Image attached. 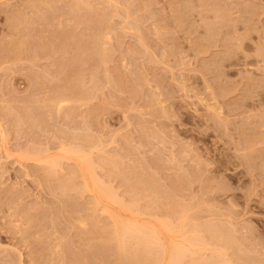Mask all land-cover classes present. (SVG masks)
I'll use <instances>...</instances> for the list:
<instances>
[{"label": "rangeland", "instance_id": "rangeland-1", "mask_svg": "<svg viewBox=\"0 0 264 264\" xmlns=\"http://www.w3.org/2000/svg\"><path fill=\"white\" fill-rule=\"evenodd\" d=\"M107 211L264 264V0H0V264H156Z\"/></svg>", "mask_w": 264, "mask_h": 264}, {"label": "bare ground", "instance_id": "bare-ground-1", "mask_svg": "<svg viewBox=\"0 0 264 264\" xmlns=\"http://www.w3.org/2000/svg\"><path fill=\"white\" fill-rule=\"evenodd\" d=\"M67 99L69 100V97L64 96V95H60V96H56V98H53V101H52V102H53L54 106L57 108V110H59V109L61 110V108H63L64 105L67 104V103H65V102L68 101ZM65 150H66V148H65ZM68 150H69V151H68ZM68 150H66V151H64V152H66V153H67V151H68L69 153L71 152L72 155L75 154L74 152H76L77 150L80 151L79 149H77V150H76V149H73V150L68 149ZM74 150H75V151H74ZM78 151H77V152H78ZM72 152H73V153H72ZM77 152H76V153H77ZM68 155H69V154H68ZM77 155H80V153H78ZM81 155H82V154H81ZM81 155H80V156H81ZM80 156H79V158H80ZM85 156H86V155H85ZM85 156H83V157H85ZM74 157H75V156H74ZM83 157H82V162H81V161H80V162H77V163H76L77 166H75V167L79 170V171H78V172H79L78 174L80 175V177H79V178H80V181H79V183H80L79 186H80V187H79V186H77V187L81 188V190H82L83 193H84V192H91L92 199L90 198V200H91V203H90V204L95 205L96 203L99 202V199H100V198L102 199V197H100V193H99L98 188H97V187L99 186V185L97 186L98 181H96L95 178H94V179H90L89 176H88V174H92V173H88L89 168H90V165H91V164L88 162V159H87V161H86V158H88V157H85V158H83ZM40 158H41V157H40ZM74 159L76 160V158H74ZM80 159H81V158H80ZM83 159L85 160V163H86V169H85V167L83 166V162H84ZM89 159H90V158H89ZM37 160H40V159H37ZM75 160H74V162H76ZM52 161H54V162H51V163L49 162L50 165H51L52 163H53L52 165H55V164L57 163V162L55 163L56 160H53V159H52ZM78 161H79V160H78ZM89 161H90V160H89ZM87 162H88V164H87ZM54 163H55V164H54ZM85 163H84V165H85ZM86 170H87V171H86ZM90 172H91V171H90ZM79 175H78V176H79ZM92 176H93V174H92ZM94 177H95V176H94ZM99 183H100V182H99ZM79 188H77V189H79ZM100 188H101V187H100ZM81 190L79 189V191H81ZM100 190H101V189H100ZM104 190H105V189H104ZM104 200H105V199H104ZM107 201H108V200H107ZM121 201H122V200H121ZM101 202H103V201H101ZM134 202H135V201H133V203H134ZM120 203H121V202H120ZM122 203H123V202H122ZM101 204H102V203H101ZM97 205H98V204H97ZM103 205H104V204H103ZM103 205H102V206H103ZM106 205H107V204H106ZM110 205H111V204H110ZM122 205H123V204H122ZM133 205H134V204H133ZM124 206H125V205H124ZM90 207H92V206L90 205ZM109 207H110V206H109ZM126 207H127V206H126ZM132 207H133V206H132ZM100 208H101V207H100ZM127 208H128V207H127ZM127 208H126V209H127ZM129 208H130V207H129ZM137 208H138V206H137ZM130 209H131V208H130ZM130 209H129V210H130ZM138 209H139V208H138ZM140 210H141V209H140ZM133 211H134V210H133ZM135 211H136V210H135ZM135 211H134V212H135ZM107 212L109 213V217H111V219H112V221H113V223H112V222H110V223H112V228H113V226H114L115 231H118L119 229H121V228L124 226L126 229H129V230H128V233H126L125 231H127V230L123 227L124 230H125V231H123V232L126 233V234H124V235H127V236H128V235H130V234H129V232H130V233H133V234H134V237H137V236H138V239H137V238L135 239V240H138L137 242L135 241V245L139 242V243L137 244L138 246L136 245L138 248H135V250H138V251H135L133 254L130 255L129 253H127L128 250H126V246H124V247H125L124 249H122V248H116V249H119V250H118L119 252H120L121 250H122V251L126 250L127 252H126V251H124V252H126L127 255L129 254L130 256H133V255L135 254V255H134V258H136L135 256L138 255V254H136V252H138V253L141 255V253L144 254L145 252L147 253V252L149 251V253H147V255L150 256V252L152 251V250H150L151 248H150V247H146V248H150L148 251H147V249L142 250V248H145L146 245H145V243H144V245H145L144 247H142V245H140V242H141V244H143L141 239H144L145 237H144V238H141V237H143L144 235H147V238H148V239L146 238V239H145L146 241H147V240H148L149 242H150V240L152 241V242H150L149 244L154 243L153 245H156L157 248H158V247L160 248V249H159V252L156 251V252L158 253L157 256H156V254H155L156 258L153 257L154 261L157 262L156 264H160L161 259H162L163 256H164V253L167 255V252H168V251H170V252H171V250L174 251V249H172V247H171V250H168V251L166 250V248H168V247L164 245V244H165V243H164V240H165V239H164L163 242H162L161 237H160L161 233H160V230L157 229V227H155V226H151V225H150V226H147V225H146V226H143V225L136 226L137 223H136L135 220H134V221H135L134 223L131 222V221L127 223V222L125 221V223H127V224H125L124 221L122 222V220H121L122 224H124V225H121V226H120V225H119L120 223L118 224V222H116V221L113 219V216L111 215V212H109V211H107ZM138 212H139V211H138ZM138 212H137V214H138ZM141 213H142V212H141ZM140 215H141V214H140ZM142 215H144V214H142ZM146 215H147V214H146ZM123 217H125V216H123ZM107 218H108V217H107ZM131 219H132V218H131ZM131 219H130V220H131ZM108 220H109V219H108ZM109 221H110V220H109ZM118 221H119V220H118ZM163 222H164V220H163ZM135 223H136V225H134ZM146 223H147V221H146ZM146 223H145V224H146ZM113 224H114V225H113ZM142 224H144V223H142ZM145 224H144V225H145ZM166 224H167V222H166ZM166 224H165V225H166ZM168 224H170V223H168ZM138 225H139V224H138ZM165 225H164V226H165ZM157 226H159V225H157ZM167 226H168V225H167ZM168 227L170 228V225H169ZM161 228H165V227H161ZM161 228H160V229H161ZM104 229H106V228H104ZM122 230H123V229H122ZM130 230H132V231H130ZM172 230H173V229H171V231H172ZM110 231H111V230H110ZM119 231H120V230H119ZM123 232L121 233L122 235H123ZM134 232H135V233H134ZM161 232H162V231H161ZM163 232H164V230H163ZM163 232H162V233H163ZM159 233H160V234H159ZM113 234H114V233H113ZM118 234H120V232H119ZM133 234H132L131 236H133ZM135 234H136V236H135ZM164 234H165V232H164ZM164 234H163V235H164ZM124 235H123V236H124ZM163 235H162V237H163ZM118 237H119V236H118ZM121 237H122V236H120L119 238H121ZM124 237H125V236H124ZM139 237H140L141 239H140ZM122 238H123V237H122ZM122 238H121L120 240H122ZM164 238H165V237H164ZM199 238H201V237H199ZM123 239H124V238H123ZM139 239H140V240H139ZM162 239H163V238H162ZM166 239H167V238H166ZM171 240H172V239H171ZM197 240H198V239H197ZM197 240H196V241L194 240V242H197ZM117 241H118V240H117ZM143 241H144V240H143ZM165 241H166V240H165ZM172 241H173V240H172ZM172 241H171V245L173 244V246H174L175 244L172 243ZM122 242H124V240L121 241V244L125 245V244H124L125 242H124V243H122ZM201 242H202V241H201ZM118 243H119V242H118ZM118 243H117V244H118ZM147 243H148V242H147ZM163 243H164V244H163ZM199 243H200V241H199ZM149 244H147V246H149ZM166 244H167V243H166ZM119 245H120V244H119ZM139 245H140V246H139ZM151 245H152V244H151ZM168 245L170 246L169 241H168ZM176 245H178V244H176ZM176 245H175V246H176ZM192 245H193V244H192ZM117 246H118V245H117ZM120 246L123 247L122 245H120ZM164 246H165L166 248H164ZM175 246H174L173 248H176V249H175V252H176V250H177V253H175V252H174V253H175L176 255H177V254L179 255L180 253H183V255H184V251H185V249H183V251L181 250L182 252H179V250H180L179 245L176 246V247H175ZM118 247H119V246H118ZM139 247H140V248H139ZM185 247H186V246H185ZM185 247H182V245H181V249H182V248H185ZM168 249H169V248H168ZM186 249H187V247H186ZM188 249H189V250H188ZM188 249H187L186 251H187L188 253H191L192 250H191L190 248H188ZM139 250H140V251H143V252L145 251V252H144V253H143V252H139ZM165 250H166V252H165ZM122 251H121V253L124 255V252H122ZM189 251H190V252H189ZM152 252H153V251H152ZM187 252H186V253H187ZM126 253H125V255H126ZM174 253L172 252V255H174ZM119 254H120V253H119ZM122 254H121V255H122ZM125 255L123 256L124 258L122 257L124 260H125V258L127 257V256L125 257ZM140 255H139V257L137 256L138 259L141 258ZM145 255H146V254H144L143 256H145ZM166 255H165V256H166ZM170 255H171V253H169V256H170ZM183 255H182V256H183ZM152 256H154V255L151 254V257H152ZM165 256H164L163 259H165V261H166L167 258H165ZM169 256L167 255V257H169ZM184 256H186V255H184ZM128 257H129V256H128ZM120 258H121V257H120ZM120 258H119V259H120ZM170 258H171V257H170ZM138 259H137V260H138ZM163 259H162V260H163ZM176 259H179V258H176ZM180 259H181V257H180ZM165 261H162V262H163V263H167L168 261L170 262L169 259L167 260V262H165ZM175 261H177V260H175ZM206 261H207V260H206ZM178 262H179V261H178ZM178 262H177V264H178ZM207 262H208V261H207ZM163 263H162V264H163ZM171 263H173L172 260H171ZM191 263H192V262H191ZM193 263H194V262H193ZM193 263H192V264H193ZM151 264H154V263H151ZM175 264H176V263H175ZM199 264H200V263H199ZM206 264H207V263H206ZM208 264H210V263H208Z\"/></svg>", "mask_w": 264, "mask_h": 264}]
</instances>
